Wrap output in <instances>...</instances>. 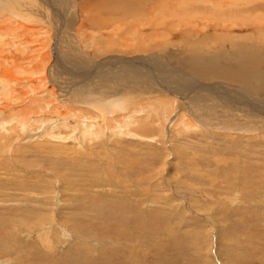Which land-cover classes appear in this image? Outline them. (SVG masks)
<instances>
[{
  "label": "rangeland",
  "instance_id": "374dc122",
  "mask_svg": "<svg viewBox=\"0 0 264 264\" xmlns=\"http://www.w3.org/2000/svg\"><path fill=\"white\" fill-rule=\"evenodd\" d=\"M45 1L48 0H33L31 6L37 8L39 5L34 12L47 21L43 29H50L53 41L50 62L46 65L50 67L57 59L61 62L69 59L67 61L72 65L77 57L93 61L98 58L91 44L78 41L76 34L79 30H72L74 18L89 17L88 33L93 30L106 35L115 28L124 43V39L131 37L129 26L118 25L111 29L109 22H102L101 19V22L96 21L95 26L91 13L94 14L97 7L95 13H103L101 16L104 18V13H111L114 9L115 19L123 16L125 21H132L141 13L138 5L135 8L127 6L130 0H67L65 3L56 0L59 7L67 8L70 14L64 29L58 28L62 35L56 41V52L60 55L57 56L53 53L56 40L54 19L46 18L40 10L44 3L47 4ZM80 1L81 4L89 3V9L80 10ZM143 1L138 3L143 6L145 14L153 17H160L166 6L161 0ZM117 3L124 9H118ZM63 4H67L66 7ZM53 13L56 14L55 11ZM180 17V24L186 25L185 19L189 17L183 14ZM167 19L171 21L173 18L167 16ZM50 22L51 27L47 24ZM166 25L161 27L154 23L141 28L147 34H161V30L177 34L175 38L170 35L171 43L175 44L165 45L163 50L153 48L143 52L145 56L151 55L152 60L149 59L148 64L153 63V71H149L144 63L129 67L107 63L88 73L85 83L108 84V90L113 91L114 84H134L135 77H148L151 81L153 76L156 77V67L161 69L158 72L162 78L180 76L184 84L190 82L187 77L191 73L186 66L192 58L187 56V42L190 40L187 32L190 29L185 31L180 26ZM248 26L251 31L256 29L251 24ZM202 30L199 37H191L196 41L194 55L196 57L199 53L200 59H204V66L212 65L210 61L214 60L241 59L236 48L240 38L222 40L215 27ZM30 32L34 33H27V60L34 64L39 60L37 55L45 54L41 50L43 43H40L44 31ZM107 37L104 36L105 39ZM257 46L259 54H262L264 47L262 44ZM110 53L114 54L113 51ZM61 55L67 59H61ZM52 72L65 80H74L61 65L55 66ZM258 75L250 72L254 84L264 81V70L260 77ZM210 82L224 84L230 91L231 88L235 90L233 93L264 99V91L263 95L257 94L237 82L224 83L219 79ZM159 85H162L161 82ZM197 93L204 95V101L214 98L213 94ZM170 95L164 92L154 97L148 95L150 99L141 96V99L144 103L148 100L156 103L163 98L174 100ZM38 97H27V118L39 115L35 113L38 102L34 100ZM180 101L182 105L186 102ZM177 107L178 110L182 108ZM163 108L160 106L158 111L163 112ZM54 113L53 110L50 115L53 117L60 112ZM171 119L170 125L173 122ZM52 123L45 128L47 134L44 137L35 135L37 129L34 128L36 123H33L27 131L34 130L31 131L34 136H27L23 142L16 144L15 152L10 153L12 156L0 154V264H264V132L254 134L255 130L242 127L227 132L223 126L211 129L210 125L209 128L201 124V128L195 131L186 128L185 134H178L175 127L166 128L155 141L123 136L85 144L83 141L78 143L73 137L68 142L48 137L56 125ZM255 126L262 129L260 126L263 125ZM45 136L50 138L47 142L41 139Z\"/></svg>",
  "mask_w": 264,
  "mask_h": 264
},
{
  "label": "bare ground",
  "instance_id": "6f19581e",
  "mask_svg": "<svg viewBox=\"0 0 264 264\" xmlns=\"http://www.w3.org/2000/svg\"><path fill=\"white\" fill-rule=\"evenodd\" d=\"M32 1L33 0H0L1 155L5 154L12 156L10 153L13 154L15 152L17 147L16 144L23 142L27 136H34L32 134L33 132H31L34 130L27 131L33 123H36L34 126V128L37 129V131L35 130V135L43 136L47 134L45 128L47 129L48 126L53 125L52 122L56 124L59 121L58 124L55 125L54 129H52L54 133H50L47 135L48 137H54L57 139L56 141L61 142H68V140L73 137L75 140H78V143L83 141L85 144L96 142V140H98L97 143H99L100 141L103 142L112 138L115 139V137H118L119 139L123 136L124 138L126 137L129 139L138 138L141 140L147 139L155 141L160 134L162 135L166 128L175 127V130L178 128V134H185L184 130L186 128L195 131L201 128V124L208 127L210 125L211 129L223 126L222 128L225 127L227 132L240 127L245 130H255L254 134L255 132L256 134H259L261 131L264 132V99H258V97L256 98L253 95H241L240 92L233 93L235 90L231 88L230 91V88L225 87L224 84L210 82L215 79H219L220 81L224 80V83L227 81L237 82V84L239 83L243 86H248L251 90H254L255 93L263 95L264 81L260 84H254L252 77H250V72H253L254 75L259 74L261 76V73L264 70V50L262 54H259L260 48L257 46V44H262V47H264V38H260V36H264V0H161V2L166 6L163 10L159 8L162 10H160L162 13L160 14V17H153L149 14H145L143 6L138 3V1L140 2L143 0H130L131 2H129L127 6L135 8L134 6L138 5L137 7L141 9V13H138V15H136L137 17L132 21H125L123 16L115 19L116 16L114 15L115 13H113L114 9H111V13H104L103 18L101 16L103 13L100 15L95 13L96 7L95 9L93 8L94 14L91 13L92 16H94L93 21L95 26H97L98 22H101L100 19L102 22H109L111 29L118 25H127V27H130L129 35H131V37L124 39V43H122L121 41L123 40L119 39L121 38L119 31H115V28L111 30L110 33H105L106 35L102 32L96 33V31L93 30L91 33H88V31H86V27L88 28L91 20L88 16L82 17L78 14V19L74 18L72 30H79V33L76 34L78 41L81 43L87 42L91 44L99 59L97 58L96 61H93L94 59H80V57H77L79 54H77V56L74 54L77 58L72 56L76 59V61L71 65L68 63L69 61H67L69 59L61 55V59L67 60L65 62H61L60 59H57L55 62L53 61V67L46 66L47 63L50 62V47L51 42L53 41L50 29H43L46 27L44 24L47 21H45L42 16H38L37 12H34L38 9L39 5L37 4V8L31 6ZM62 1L65 3L67 0ZM45 2L47 4L44 3V5H42L43 8L40 10L41 13H45L44 15L46 18L51 17L50 19H54L52 22L54 21L55 24L53 27L55 28V34H53L56 35V40L53 53L58 56L59 54L56 52V45L58 43L56 44V41L60 38L58 36L62 35V32L59 31L58 28H62L61 30L64 29V25L70 20V18L69 20L67 19L70 14L67 8L61 9L57 4L58 1L56 2V0H48ZM88 4L89 3L87 2H82L81 4L80 1V10L89 9ZM63 5L66 7L67 4ZM56 7H58L59 10H57ZM116 7L120 10L124 9H122L120 3H117ZM54 11L56 14L53 13ZM181 14L189 17L188 19H185L186 23L184 24L186 25L184 26L180 24ZM167 16H171L173 19L169 21ZM127 18L129 19L130 17ZM96 21L98 22L96 23ZM167 21L169 22L167 23ZM52 22L47 23L50 25L49 27H51ZM154 23L155 26H164L167 24L166 26L170 25L177 28L179 26L183 27L185 31L190 29L191 33L187 32L188 38L190 37V40L188 39L187 42L189 53L186 51L189 54L187 56L192 57L191 60H189L191 63L186 65L191 73L190 76L187 77L190 82L184 84V79L179 78L180 76L175 78L173 76L169 77V75L167 77L163 76L162 78L160 77L161 74L158 72V69L160 68L157 69L156 67V77L153 76L151 81L147 79L148 77H135L134 84L122 82L119 83V86H117L118 83H112V85L114 84V86H116H112V88L115 89L113 91L108 90V84L103 85L102 83L99 85H93L91 83H85V76L88 75L87 77H89V74H91L92 71L107 63H118L120 67H125L126 65L129 67L128 65L144 63L150 68L149 71H151L153 63L150 65L148 64L149 59L152 60L151 55L145 56L143 52L148 50L151 51L153 48L163 50L166 48L164 47L165 45L175 44L171 43L170 35L172 38H175L177 35L173 31L165 32L164 30H161V34L155 32L154 34H147L141 29L147 24L154 25ZM33 24L37 25V28L35 27L34 29L32 27V29H30L31 26H34ZM250 24L251 27H256L254 31H251L249 28L248 25ZM214 27L216 31L219 32L217 34L218 37L222 40L227 37L230 41H235L240 38V40L236 42L237 54H241L240 60H230L229 58L224 60L222 59L220 61L214 60L210 61L213 63L212 65L204 66L202 64L204 59H200L197 51L198 55L195 57L193 48L195 47L194 45H196V41L193 39V36L195 35L199 37L202 28L205 30L207 28ZM192 29L195 30L192 31ZM33 30L39 32L44 31L42 38L40 39V43H43L41 44V50L45 51V54L43 53V55L40 54V56H36L39 60H37L34 64L27 60V49H29V47L27 48V33L32 35L35 32H33ZM107 35L109 39L108 37L106 39L104 38V36ZM191 35L193 36L191 37ZM211 35L212 34H210V36ZM159 37L161 38L160 40L158 39ZM257 38H259L258 41L255 40ZM63 39L67 40V38ZM148 42L154 45L151 46ZM42 51H39V53ZM112 51L114 54L110 53ZM70 54L71 52H69V56ZM57 65L63 66V68L72 75L74 80H65L64 77L60 78L61 76H54L52 71ZM250 65L254 66L249 67ZM164 73L167 72H163V74ZM115 74L116 73L113 75ZM262 78H264V76ZM158 79H161L162 81H159ZM177 80H179V82ZM203 80L207 81V83ZM143 82H145V84ZM160 82L162 85H159ZM158 85L160 87H158ZM49 86L51 87L49 88ZM164 92H167V94L170 93L172 97H174V100L163 98L158 102L154 100L156 103L150 100H148L147 103L142 102L141 96L144 97L149 95L154 97L161 93L163 94ZM197 92H204L207 95L213 94L214 98H210V101H204L202 99L204 95H199ZM34 96H39L34 99L38 102L35 113H39V115L37 114L33 117L27 118V97L32 98ZM180 100L186 102L182 105ZM160 106L161 108L164 107L163 112L158 111ZM177 106H181L182 108L178 110ZM182 109H184L183 112ZM53 110L55 111L54 114L60 112L58 113L59 115L57 114L52 117L50 114H52ZM164 110L166 112L168 111L167 114ZM139 112L142 114H137ZM44 113H48L49 115L45 114L44 116ZM120 113H122V115H120ZM175 114L176 116L171 119L172 115ZM60 115H64L63 118L61 117L63 120L59 117ZM221 116L225 117L222 118ZM170 119L173 121L172 125L169 124ZM216 120H218V122ZM257 124H262L263 126H260L262 129L257 128L255 126ZM79 130L80 133H78ZM151 131L152 133L148 135ZM154 132L158 133L154 134ZM47 136H45L46 138H43V136L41 139H46L44 141L47 142V140L50 139ZM77 142L74 144L76 145ZM5 262L8 263L7 261Z\"/></svg>",
  "mask_w": 264,
  "mask_h": 264
}]
</instances>
